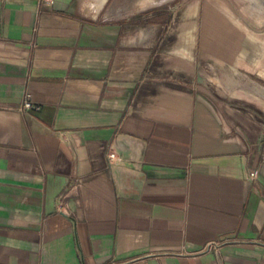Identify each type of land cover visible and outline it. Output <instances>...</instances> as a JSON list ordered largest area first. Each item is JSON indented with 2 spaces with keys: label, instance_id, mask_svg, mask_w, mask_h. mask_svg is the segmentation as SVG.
I'll return each instance as SVG.
<instances>
[{
  "label": "crops",
  "instance_id": "1",
  "mask_svg": "<svg viewBox=\"0 0 264 264\" xmlns=\"http://www.w3.org/2000/svg\"><path fill=\"white\" fill-rule=\"evenodd\" d=\"M159 1L0 0V264H264V46Z\"/></svg>",
  "mask_w": 264,
  "mask_h": 264
},
{
  "label": "rangeland",
  "instance_id": "2",
  "mask_svg": "<svg viewBox=\"0 0 264 264\" xmlns=\"http://www.w3.org/2000/svg\"><path fill=\"white\" fill-rule=\"evenodd\" d=\"M184 0H160V4L163 10V22L169 17V10L173 11V15L176 16L179 8V4ZM190 2L193 10L197 9V13L203 9L204 2L209 0H186ZM219 8L222 9L225 14L228 15L234 26L244 30L245 41L250 42L259 38V42L264 46V0H213ZM228 1V3H226ZM175 4V7L170 6ZM173 16V19H174ZM176 18V17H175ZM259 34V35H258ZM264 61V53L259 55V64L261 68L257 74L262 76V62Z\"/></svg>",
  "mask_w": 264,
  "mask_h": 264
},
{
  "label": "built area",
  "instance_id": "3",
  "mask_svg": "<svg viewBox=\"0 0 264 264\" xmlns=\"http://www.w3.org/2000/svg\"><path fill=\"white\" fill-rule=\"evenodd\" d=\"M46 1H50V0H46ZM23 107L28 109V108H35L38 109L39 106L37 104H34L33 102H31V100L29 99H25L23 102ZM115 153L114 152H110L109 153V157H114ZM256 172L255 171H251L250 172V176H255Z\"/></svg>",
  "mask_w": 264,
  "mask_h": 264
}]
</instances>
